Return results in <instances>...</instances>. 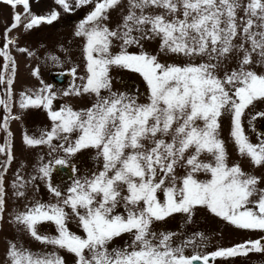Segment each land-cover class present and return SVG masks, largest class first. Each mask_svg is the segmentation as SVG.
I'll return each mask as SVG.
<instances>
[{"label":"snow or ice","instance_id":"1","mask_svg":"<svg viewBox=\"0 0 264 264\" xmlns=\"http://www.w3.org/2000/svg\"><path fill=\"white\" fill-rule=\"evenodd\" d=\"M5 2L29 8V0ZM120 2L79 0L80 5L92 4L93 10L75 33L86 41L87 75L82 88H74L71 94L92 93L96 102L86 110L75 111L70 106L52 110L56 94L46 85L35 98L22 94L20 103L24 109L43 105L54 122L51 132L39 139L26 135L27 145L52 146L53 139H63L59 147L69 155L94 148L97 157L103 159V170L91 179L76 180L68 189L63 206L37 202L17 214L15 221L37 241L73 253L76 264H209L210 259L217 257L264 252L262 238L213 251L210 256H187L183 246H172V234L158 237L152 231L154 221H163L174 213L190 217L196 206L207 207L240 229L264 231V189L258 188L260 179L246 174L239 165L229 166L225 142L220 138L221 117L228 113L231 135L240 153L250 157L255 165L264 166V141L250 142L242 126L245 110L255 101L264 100V74L250 67L254 53L264 61V0H129L122 32L111 30L104 23L109 11ZM57 3L70 10L68 0ZM152 8L161 11L146 12ZM58 16L57 12L34 15L26 27L51 24ZM21 22V15L16 14L9 31ZM134 32L140 35H133ZM155 38H160L162 51L207 57V62L166 65L147 52L127 51L128 46ZM113 39L123 42L117 54L111 52ZM236 53L243 54L236 69L225 72L223 77L217 75L222 63ZM0 55L12 62L6 49ZM113 66L143 76L149 89L147 103H137L135 97L111 91L109 72ZM11 71L14 77V66ZM71 71L75 75L76 69ZM33 74L38 75L39 70ZM12 83L9 78V89ZM101 90H108L109 95L102 96ZM0 105L11 111L5 100H0ZM257 115L264 117V112ZM4 127L7 128V120ZM74 133L73 141L70 137ZM0 153L11 157V144L0 146ZM202 153L209 154L213 162H203ZM182 162L183 166H190V171L178 177L176 168ZM55 164L64 166L66 161L57 159ZM39 171L49 177L51 164L43 165ZM201 171L210 173L211 178L198 180L195 173ZM18 181L19 188H23V178L18 177ZM3 183L0 177V217L5 204ZM49 190L56 197L62 195L51 184ZM161 192L163 201L158 195ZM16 195L23 197L25 193L18 190ZM121 204L126 214L116 212ZM65 206L78 217L85 236L69 230ZM46 221L57 226V236L40 234L38 225ZM124 234H131L129 244L110 247ZM6 255L7 264H65L56 252L35 255L15 243L9 245Z\"/></svg>","mask_w":264,"mask_h":264},{"label":"rangeland","instance_id":"2","mask_svg":"<svg viewBox=\"0 0 264 264\" xmlns=\"http://www.w3.org/2000/svg\"><path fill=\"white\" fill-rule=\"evenodd\" d=\"M70 10H65L57 3V0H29V8L22 5L13 7L0 0V52L5 49L12 57V62L0 55V100H5L11 111L4 105H0V146L11 144V157L7 153H0V177H3L4 211L0 217V264H7V251L11 243L18 248L26 249L35 255H43L56 252L62 256L65 264H76V256L66 249L41 243L33 238L28 230L15 221V216L27 211L37 202L46 205L60 204L68 194V189L76 180L91 179L94 174L103 170V159L97 157V150L88 148L75 155H69L59 147L64 143L63 139H53L52 146L42 144L29 146L24 137L39 139L43 134L51 132L54 122L50 118L49 111L43 105L39 107L21 108L22 94L32 95L35 98L40 89L46 85L51 86V91L56 94L52 103V110H60L64 106H70L75 111L86 110L96 102V96L92 93H82L77 96L71 94L74 88H82L86 82V53L85 38L76 36L78 26L85 20L92 4L80 5L79 0H68ZM247 2V0H243ZM130 9L129 0H121L120 4L108 13V19L104 22L111 30L123 31L124 17ZM160 9H147L148 13H158ZM57 12L59 16L51 24L42 23L28 29L26 24L32 16H49ZM20 14L21 24L9 31L14 22V16ZM242 15V13H241ZM133 35L139 36L138 32ZM13 41L8 43V41ZM122 40L113 39L111 52L117 54L121 50ZM142 45V46H141ZM141 45L133 44L127 47V51L133 54L147 52L157 56L159 62L169 65H185L187 63H204L207 57H187L162 51L160 38L146 39ZM246 47H249L246 45ZM24 49V51H21ZM242 53L229 56L217 69V75L223 77L225 72L236 69ZM56 57V59H52ZM254 63L250 66L258 74H264V61L257 54H253ZM7 66V67H6ZM15 75L12 77V67ZM75 68V75L72 69ZM39 70L38 75L33 73ZM65 71L68 78L64 84L53 85L51 75L53 72ZM111 91L125 93L135 97L137 103H147L149 89L146 81L140 73L130 69L113 66L110 69ZM84 77L85 79H81ZM9 78L13 79L11 88L7 84ZM69 92V95H64ZM47 95V93H44ZM102 96H108V90H101ZM264 112V100L254 102L245 110L242 117V126L245 135L253 144L264 141V117L257 115ZM7 120V128L4 122ZM202 125V121L199 122ZM11 133V135H9ZM76 134H72L70 140H75ZM220 138L224 140L228 153L229 166L239 165L249 175L260 179L258 188L264 189V166H257L250 157L242 155L239 145L231 135V115L225 113L221 117ZM165 139H170L165 137ZM68 145L65 144V147ZM55 148V150H53ZM188 153H186V156ZM64 159L65 170L69 169L67 179H60L53 170V162ZM200 159L205 162H213V158L202 153ZM46 164H51L52 172L49 177H43L39 169ZM73 166L75 171H73ZM190 171V166L178 165L176 175L183 177ZM64 176L67 177L66 174ZM198 180L206 181L211 178L210 173L203 171L195 173ZM18 177L23 178L25 186L19 188ZM35 177V179H33ZM167 183V181H166ZM179 183V181H178ZM51 186L58 188L62 195L56 197L50 190ZM13 185H17L14 187ZM24 191L23 197L16 195L17 191ZM122 194H127L126 192ZM163 201V192L159 193ZM256 197H253L255 199ZM251 206V205H250ZM68 213L67 227L77 235L85 236L79 225L78 217L70 207L65 206ZM83 213V210H80ZM117 213L126 214L123 204L116 209ZM38 231L42 235L57 236V226L50 221L38 225ZM152 231L159 237L161 234H172V246L184 247V254L207 255L213 251L230 248L233 245L243 244L247 241H255L264 238V231L240 229L229 221L212 213L207 207L196 206L189 217L186 213H174L163 221H154ZM131 234H124L113 241L110 247H121L130 243ZM264 243V239H262ZM209 264H264V252H249L246 255L234 257H217Z\"/></svg>","mask_w":264,"mask_h":264},{"label":"flooded vegetation","instance_id":"3","mask_svg":"<svg viewBox=\"0 0 264 264\" xmlns=\"http://www.w3.org/2000/svg\"><path fill=\"white\" fill-rule=\"evenodd\" d=\"M54 76H56V78H54ZM62 77H63V80L61 82H58L57 79L62 78ZM67 78H68V74L65 71L53 72L51 75V82L53 85H61V84H64L66 82ZM63 167L64 166L56 165L55 162H53V170H54L55 174L57 175V177H59L60 179H67L68 176L70 175L69 174L70 172H69V169H67V170L62 169ZM64 174H66L67 177L64 176Z\"/></svg>","mask_w":264,"mask_h":264},{"label":"water","instance_id":"4","mask_svg":"<svg viewBox=\"0 0 264 264\" xmlns=\"http://www.w3.org/2000/svg\"><path fill=\"white\" fill-rule=\"evenodd\" d=\"M54 78H56V76H54ZM62 80H63V77L57 79L58 82H61ZM62 169H66V167L64 166ZM234 246H236V245H233L232 247H234ZM210 254H211V253H209V254H207V255L210 256ZM212 260H213V259H210L209 262H211ZM196 264H203V262H202V261H198V262H196Z\"/></svg>","mask_w":264,"mask_h":264}]
</instances>
